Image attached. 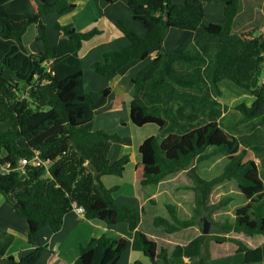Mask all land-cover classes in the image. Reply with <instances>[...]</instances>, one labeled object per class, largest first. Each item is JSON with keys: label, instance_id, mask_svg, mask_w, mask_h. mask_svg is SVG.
Instances as JSON below:
<instances>
[{"label": "trees", "instance_id": "16d2710c", "mask_svg": "<svg viewBox=\"0 0 264 264\" xmlns=\"http://www.w3.org/2000/svg\"><path fill=\"white\" fill-rule=\"evenodd\" d=\"M8 1L0 0V194L25 220L27 242L33 244L42 228L58 231L65 214L83 207L85 219L125 223L133 232L132 248L148 257L149 264H170V257L181 256H197L196 264H206L210 240L236 245L242 260L231 264L263 262L264 245L249 247L226 235H264V182L258 164L246 158L245 139L219 122L223 109L217 98L225 80L254 97L251 104L241 102L234 107L240 114L239 125L264 116V31L258 33L256 27L232 31L241 0H124L131 19L142 25L144 33L117 20L115 27L127 45L103 51L101 59L91 64L95 73L105 77L160 49L131 79L129 119L137 127H157L137 149L140 184L156 185L179 171L193 183L190 217L181 218L176 205L166 203L168 218L157 215L152 221L165 233L199 227L198 235L184 245H174L171 252L138 229L139 209L115 203L119 186L107 187L101 179L121 176L129 161L127 153L113 162L108 157L119 135L87 127L94 117L95 97L106 96L110 87L86 89L80 50L103 30L96 25L80 30L71 23L43 22L49 13L74 9L76 4L68 0H27L31 9L25 12L8 11ZM207 3L222 4L223 20L204 23ZM32 24L40 28L35 41L43 44L37 52L28 51L22 40ZM50 29L58 33L54 43ZM169 29L200 32L189 47L172 51L163 45ZM252 147L259 150L257 145ZM220 153L226 156L221 173L211 179L202 177L197 164ZM35 154L47 165L19 169L20 158ZM225 180L236 181L246 203L236 208L232 220L212 221L215 229L204 234L201 218L210 219L231 199L209 203L213 187ZM12 238L0 230V264H36L43 246L19 259L4 256ZM127 244L123 237H93L77 247L73 264H116Z\"/></svg>", "mask_w": 264, "mask_h": 264}, {"label": "crops", "instance_id": "0c3cea01", "mask_svg": "<svg viewBox=\"0 0 264 264\" xmlns=\"http://www.w3.org/2000/svg\"><path fill=\"white\" fill-rule=\"evenodd\" d=\"M81 1L83 2L82 7H79L77 2H74L76 3V7L74 9L68 10L63 14L49 13L42 18L43 22L47 25L53 22H59L60 24L71 23L76 29H80V30L88 29L87 27L90 28L91 26L94 25L100 26L99 28L102 29L103 32L100 35L94 37L91 41L83 44L80 50L81 59L83 55L88 53L91 49L95 48L96 46L110 42V36H105V32L108 29L109 31H112L113 33L112 37L117 36L119 38L118 39L119 41H117L118 44L116 43L115 46L112 48H107L102 51L99 50L94 60L96 59L99 60V57L103 51L120 49L127 45L128 42L127 40H125L126 39L125 37H124L125 39H121L122 35L120 33H117L118 35L115 34L116 33L115 23L118 20V18L121 16L118 12H116L115 10L111 9V7H109V5H113L114 3L119 2V4L122 5L125 11L124 12L125 24L131 28L132 19L130 16V9L128 12L129 7H126L125 5L126 3L120 2L121 0H97L98 2L101 1V3H99V6L97 7V6H93V4L89 3L87 0H81ZM94 1L95 0H92V2ZM23 2H26L28 6L25 11L30 10L31 6L29 5L27 0H10L5 3V8L10 12H18L16 7L18 5L22 6ZM108 8H110L109 11ZM69 14L70 16H72V20L69 19L70 16H68L67 19L65 20L64 17H66ZM48 16H50V19ZM32 26H34V38H35V36L40 33V28L38 25L35 24H32ZM137 29L140 33H144V29H140L139 27H137ZM199 32H200L199 30L196 32H189L188 35L184 36L182 35L183 34L182 30L169 29L165 33V39L163 45L165 48L172 51L184 50L187 47H189L190 44L193 43ZM167 34H169V36H167ZM41 49H43V44L41 45L38 51H40ZM159 52H160L159 48L152 49L146 59L133 60L129 64L121 68L119 71L111 73L105 77L98 75L91 68L87 69L86 72L84 71V81L86 80L85 76H88V80L86 81L87 84L85 83L86 87H88V89L86 88L88 91H99L105 87H110V92L106 96L95 97V102L93 105L94 117L92 121L87 124V127L89 129L91 130L103 129L110 133H116L117 131L115 129L119 127L118 121L119 122L121 121V120H117L116 116L119 117L120 115L124 117L126 120H128L131 126L133 125L129 119V102L131 100V95H130L131 79L135 76V74L141 67H143L146 63L150 62L152 59H154ZM2 74L6 76L4 72ZM96 114H100L99 115L100 118L103 119L102 121H98L99 122L98 125L95 124ZM121 119L123 120V118ZM125 122L126 121L123 120L121 124L125 125L126 124ZM1 126L3 127L4 125ZM136 134L137 132H135L134 135ZM138 141L139 142L136 144L137 149L139 144L143 141V139ZM131 146H132L131 137L126 136V134L124 136H119V139L113 140L108 153V157L110 161L111 162L115 161L125 153L129 154V161L126 164L125 170L121 176H117V178H114L111 177L110 175H103L101 179L104 184L106 183L105 185L107 187H111L114 185L119 186V188L115 191L116 192V196H114L115 203L118 206H128L133 209H139L140 221L137 226L138 229L143 231L148 237L155 240L158 246H162L159 245L158 233L162 232L166 236H172V234L176 233V232L165 233L160 228L154 227L152 223L153 218L159 215L156 214L157 211L156 209L160 208L165 210V204L160 203L161 200L160 197L162 195L160 197L159 195L161 194L160 193L161 185L165 182L168 176L156 185L142 186L139 182L140 167L138 163L140 161V156L138 157L137 155L139 154L138 150L136 154L135 151L131 149ZM126 173H128L129 175L131 174L130 177L132 178L124 179V175ZM129 179L131 181L130 182L131 186L129 185L127 186L124 184L125 182H128ZM150 186H153L154 189H151ZM186 187L189 188V186ZM175 204L178 211L179 204L178 203ZM149 209H154L149 214V220L153 225V227H151V229L153 228L152 233L150 232L147 233L142 228L144 215L145 213H147V211L149 212ZM163 217L168 218L167 212L166 215ZM0 230L6 231L7 233L13 236L12 241L9 244L4 254L5 257L12 255L14 258L19 259L24 254L31 251L34 247L43 246L45 250L43 251L40 259L36 264H73L77 257V252H76L77 247L79 245H86L91 238L98 237L102 234L114 238L123 237L128 240V244L116 264H134L135 261H141L144 264L150 263L148 257L144 256L140 250H135L132 248L133 232L128 229V226L125 223L106 224L105 222L97 219L88 220L83 218V215L76 213L74 210L64 215L62 226L58 231L53 232L49 228L47 229V227L42 228L39 231L38 236L34 239V243L29 244L27 242L28 229L25 220L15 212V210L6 202V200L1 194H0ZM199 233L200 231L187 239L184 238L179 241L174 240L173 237L170 238V237L159 236V238L161 240H164L165 242L172 243L171 249L170 247L167 248V250L171 252L174 245L176 244L184 245L192 237L198 235ZM253 235L254 236L258 235L257 240L260 238L255 244L251 243V241L244 240L241 238L240 240H242L249 247L264 245V235L262 234H253ZM248 236H252V235H248ZM209 249H210V259H211L212 257L211 248ZM240 255H241L240 260H238L237 262L242 260L241 252ZM174 258H189L194 261V264H196L198 261L197 256H192V257L181 256ZM174 258L170 257L169 263ZM210 259L207 261L206 264H208ZM159 263L164 264L162 261H159ZM254 264H264V261Z\"/></svg>", "mask_w": 264, "mask_h": 264}, {"label": "rangeland", "instance_id": "374dc122", "mask_svg": "<svg viewBox=\"0 0 264 264\" xmlns=\"http://www.w3.org/2000/svg\"><path fill=\"white\" fill-rule=\"evenodd\" d=\"M68 1L73 2V3L77 2L79 7H82L83 5V2L81 0H68ZM87 1L89 3H92L93 6H97V7L99 6V3H101V1L98 2L97 0H95L94 2H92V0H87ZM181 1L182 0H173L174 3H179ZM120 2L126 3L124 0H121ZM125 5L126 7H128L127 3ZM27 7H28L27 3L23 2V5L22 6L18 5L16 9L18 10V12H25ZM109 7H111V9L118 12L121 16L118 18V20H121L125 23L124 21L125 11L122 5L119 4L118 2V3H114L113 5H109ZM109 9L110 8H108V11ZM128 12H129V8H128ZM68 16H70V14L64 17V19L66 20ZM48 17L50 19V16ZM69 19L72 20V16H70ZM221 20H223L222 4L221 3H207L205 5V14H204V20H203L204 23L207 24L208 22H219ZM131 21H132V26H131L132 30L136 31L139 34H143V33H140L137 29V27H139L140 29H143L142 25L134 20H131ZM249 27L258 28L257 30L258 33L264 31V0H241L240 1L238 13L235 16L234 21H233L232 31L237 32V31L249 28ZM117 33H120V32L116 28L115 34ZM49 34H50V41L52 43L56 42L58 33L55 30L50 29ZM112 34H113L112 31H109V29L106 30L105 36H110V42L109 43L107 42L106 44L98 45L95 48L91 49L88 53L82 56V66L85 72L87 71V69H90L91 64L97 60V59L94 60V58L97 56L99 50L102 51L107 48H112L115 46L117 41H119L118 40L119 38L117 36L112 37ZM188 34L189 32L183 31L182 35L186 36ZM167 36H169V34H167ZM121 39H125V38L122 36ZM22 40H23L25 47L28 49V51H31V52L32 51L37 52L42 45L41 42L35 41L34 26L32 25L29 28H27L25 34L23 35ZM99 59H101V55ZM4 73L7 76V72L4 71ZM85 79H86L85 80V83H86V81L88 80V76H85ZM221 87H222L221 88L222 93L220 96H218L217 99L222 104L223 112L221 114V117L219 118V122L221 126H223L227 131L234 133L240 138L245 139L246 143H243L242 146L247 147L246 148L247 149L246 158L253 159L258 164L259 175L264 182V116L262 118L253 120L251 123H244V124L239 125L237 123V120L240 118V114L234 107L241 102L249 105L252 103L254 98L248 92L243 91L241 88L232 84L229 81L225 80V82L222 83ZM86 88L88 89V87ZM99 115L100 114H96L95 124L97 125L99 123L98 121L103 120L102 118H100ZM116 118L117 120H121L120 122L118 121L119 127L115 129L117 131L116 133H118L117 135L124 136L126 134V136L131 137V142H132L131 149H133L136 154H137L136 144L139 142L138 140H142L146 138L147 136L155 134L157 132V127L153 124H148L142 127H137L134 125L131 126L128 120H126L121 115L119 117L116 116ZM121 118H123V120L126 121L125 125L121 124V122L123 121ZM135 132H137L136 135H134ZM254 145H257L259 147V150L254 149V147H252ZM137 155L139 157V154ZM225 162H226V156L220 153V154L212 156L206 161L198 163L197 164L198 171L200 172L202 177L206 179H211L212 177L217 176L221 173ZM110 176L117 178V176H114V175L113 176L110 175ZM130 176L131 174L129 175L128 173H126L124 175V179L132 178ZM128 182H125L124 184L127 186L128 185L131 186L130 179ZM186 186H189V188H187ZM191 186H193V183L187 177L184 171L183 172L179 171V173L168 176V178H166L165 182L161 185V188H160L161 194L159 195V197L162 195L160 197V199L162 200V201L160 200V203H163V204L171 203L174 205H176L175 203H178L179 204L178 212L180 214L179 216L181 218L189 217L192 214V206L194 205L193 188ZM150 188L154 189L153 186H150ZM114 196H116V192L114 193ZM225 197H230L231 198L230 201L227 202L226 206H223L217 209L211 214L210 216L211 221L210 219H207V218L206 219L201 218L202 224L204 223L205 220L207 221L208 232L213 231L215 229V226L214 224H212V221L219 222V221H224L226 219L232 220L234 217L236 208L246 203V199L242 196L235 180H228V181L225 180L222 183L214 186L210 193L209 203L210 204L215 203ZM153 210L154 209H149V212L147 211V213H145L144 215L142 228L147 233L153 232V228L151 229L153 225L151 224L149 220V214ZM156 210H157L156 214H159L162 216L166 215L165 210L160 209V208ZM199 231H200L199 227L197 225H194L193 227L180 230L179 232L172 234V236H166L162 232H160L158 233L159 245H162L165 248L170 247V249L172 246V243H168V242H165L164 240H161L159 236L170 237V238L173 237L174 240L179 241L184 238L187 239L191 237L192 235L198 233ZM226 235L230 237H236L239 239L241 238L244 240H248V241H251V243L253 244H255L260 239L259 238L257 240L258 235L248 236L247 234H244L242 232H229ZM208 245H209V248H211V256H212L208 264H231V263H234L240 260L241 255L239 252H236V245L231 241H226L221 244H217L213 240H210L208 242ZM17 246H18V243H17ZM170 264H194V261L189 258H174L171 260Z\"/></svg>", "mask_w": 264, "mask_h": 264}, {"label": "built area", "instance_id": "2783aa9c", "mask_svg": "<svg viewBox=\"0 0 264 264\" xmlns=\"http://www.w3.org/2000/svg\"><path fill=\"white\" fill-rule=\"evenodd\" d=\"M42 166L47 165V161L42 160L37 154L33 155L32 157H22L18 160V167L19 169H23L25 166ZM74 211L80 215H83L84 209L83 207H75Z\"/></svg>", "mask_w": 264, "mask_h": 264}, {"label": "water", "instance_id": "95a60500", "mask_svg": "<svg viewBox=\"0 0 264 264\" xmlns=\"http://www.w3.org/2000/svg\"><path fill=\"white\" fill-rule=\"evenodd\" d=\"M203 219H206V218H203ZM201 232L204 233V234L209 233V232H208V223H207L206 220H205L204 223L202 224Z\"/></svg>", "mask_w": 264, "mask_h": 264}]
</instances>
